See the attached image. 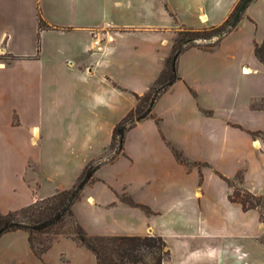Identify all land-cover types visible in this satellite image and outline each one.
<instances>
[{
    "label": "crops",
    "instance_id": "crops-1",
    "mask_svg": "<svg viewBox=\"0 0 264 264\" xmlns=\"http://www.w3.org/2000/svg\"><path fill=\"white\" fill-rule=\"evenodd\" d=\"M130 1L0 0V213L18 211L71 188L88 163L102 160L71 205L84 231L89 236L158 235L169 251L162 264H172L182 251L181 264H202L198 261L214 249L205 240H196L218 228L215 214L222 210L233 219L256 218L264 234L258 210H243L230 201L232 187L219 176L232 179L241 171L240 187L264 199V64L254 56L258 43H253L252 57L237 50L231 55L239 81L228 110L223 105L222 65L213 52L225 34L210 46H187L176 59L178 78L156 98L150 115L124 132L125 136L146 122L152 140L126 152L123 136L121 152L107 160L114 126L135 106L134 94L146 93L157 79L176 31L217 26L238 0H204L191 13L193 25L164 28L173 32L164 41L166 49L156 54L155 41L144 48L148 62L134 64L139 81L132 84L121 74L127 63L118 41L133 30H153L127 23L149 18L154 8L152 0H138L136 7ZM253 2L264 0H251L245 8ZM143 8L150 13H143ZM216 13L221 18L213 22L210 17ZM246 17L254 21L248 10ZM94 35L100 39L98 45L92 44ZM187 54L201 61L185 65L182 59ZM127 89L132 101L126 107ZM176 89L177 95H171ZM167 95L166 112L175 123L171 129L165 123L162 134L155 108ZM190 95L197 99L195 104ZM172 128L180 134L172 133ZM169 144L184 151L188 161L202 163L195 179L190 180L193 169L178 162ZM120 162L127 167L97 184V171ZM144 185L146 190L138 193ZM126 189L130 199L148 211L121 200L118 196ZM159 219L165 223L159 225ZM184 231L198 233L192 240L176 239V244L173 239ZM0 264H96V259L66 235L54 236L37 256L28 232L16 229L0 234Z\"/></svg>",
    "mask_w": 264,
    "mask_h": 264
},
{
    "label": "rangeland",
    "instance_id": "rangeland-1",
    "mask_svg": "<svg viewBox=\"0 0 264 264\" xmlns=\"http://www.w3.org/2000/svg\"><path fill=\"white\" fill-rule=\"evenodd\" d=\"M129 0H127L128 2ZM228 0H223V3ZM204 3V0H152L153 3V11L149 18L146 19H132L127 23L130 27L134 26H150L154 29L150 30H133L127 32L123 38H121L118 43L124 46V57L127 63L125 70L121 72L123 78L127 81V83H133L134 81H139L135 79V72L133 67H135V63H140L141 65L148 62V59L145 55V47L149 45V43L155 41V49H157L156 54L162 53L166 46L164 45V41H169L171 36L173 35L172 31L165 30L164 28H175L180 24L191 23L192 25L195 22V18L191 15L194 8L198 7V4ZM234 5L231 13L229 14V21H231L232 14L234 11ZM128 4H133L134 7L138 5V0H131ZM248 8H245L243 12V16L239 17L235 26L227 32L221 40L213 46V52L216 55L217 60L222 65V79L224 82V102L225 109L232 107L231 100L235 94V89L238 86V77L235 75V70L233 68V60L231 59V55L235 52V50L243 53L245 56L252 57V46L253 43L261 44L264 36V2L262 3H250ZM250 9V10H249ZM250 11L253 14L254 21L250 17H246V11ZM143 13L145 12V8H143ZM173 14V16H171ZM132 15H128L130 18ZM133 17V16H132ZM219 13L214 14L210 17V20L213 22H218L220 19ZM211 26L202 25L200 30H208ZM186 29H178L174 35V39L176 37L182 38L187 36ZM211 33L210 31L202 32V34ZM210 39H197V41L191 44H198L200 46H205L207 43L212 42L216 39L215 35L211 36ZM263 38V39H262ZM262 39V41H261ZM261 41V42H260ZM260 42V43H259ZM4 59H7V56H3ZM182 59L183 63H193L197 64L201 61L200 58L194 56L193 54H187ZM186 61V62H185ZM144 66V65H143ZM194 72V71H192ZM190 72L191 78L195 75V72ZM249 72V71H248ZM246 73V72H244ZM193 86H191L192 88ZM122 88L121 86L119 87ZM97 86L95 87V91H97ZM194 91V87L192 88ZM192 89L189 88V91L193 92ZM186 92H188L186 90ZM196 92V91H195ZM173 93V94H172ZM171 95H177L178 90H174ZM127 99L124 101L125 106H129L131 104V95L129 94L128 89L126 90ZM191 96V95H190ZM192 97V96H191ZM169 96H162L159 98V101L156 104V110L159 112V116L156 115L155 119L158 124L159 130L162 134H164L163 126L166 123L169 126L174 125V121L169 117V114L166 112L169 106ZM192 102L195 104L197 102L196 98L192 97ZM230 106V107H229ZM153 121V119H151ZM155 124V123H154ZM147 126L148 124L143 123L139 126H134L130 130L125 133V147L126 152L128 151H137V147L142 142L151 141V133ZM170 126V129H171ZM157 131V130H156ZM172 133L179 135L176 131V128H172ZM170 150L174 154L175 158L178 162L184 164L187 169L192 168L195 171H190L188 175H190V180L195 179L194 176L197 177V169H202V163L195 162L192 163L188 161L182 152L172 147L169 144ZM111 150V149H110ZM176 154H178L176 156ZM127 165L124 166L123 162L114 163L112 165H107L103 167L101 170L97 171L96 177L98 178L97 184L106 183L107 178L118 175L121 170H124ZM194 167V168H193ZM199 172V177H201V172ZM213 170V169H212ZM219 174L217 171H215ZM241 171H239V175ZM189 180V181H190ZM197 180V178H196ZM233 187L231 191L235 190L236 194L238 193L239 197L244 199L245 196L239 192L240 183L238 177L232 178ZM145 186V185H144ZM130 188V187H129ZM146 190V186L142 188H138V193H143ZM125 194H120L118 197L128 196L132 197V194L128 192V190H123ZM51 204V201L46 199L43 201H38L33 207L27 208L24 210H18L17 212L11 215V219L16 222L23 223L26 225H32L35 221L43 219L44 215H46V206ZM45 210V211H44ZM260 214L262 217H260ZM218 218V228L213 230H207V233H202L196 241L205 240L208 245L213 246L214 253L209 257H203L198 262L202 264H264V238L262 236L261 223H259L254 217H238L234 218L230 216V214L226 211H220L215 214ZM258 220L264 222V199L262 200L259 210H258ZM157 223L161 225L165 223L164 220H158ZM73 229L72 218L69 216H64V218L51 227L43 230L41 232H35L31 230V240L33 245L39 248L41 245L47 243L48 239L53 236L54 232L63 231V232H71ZM193 233L192 235H188L186 231H184L179 238H174V242L177 244V240H192L194 234H197L198 231H190ZM189 232V233H190ZM209 232V233H208ZM88 235V234H87ZM264 235V234H263ZM198 237V236H197ZM262 237V239H261ZM172 240V239H171ZM175 245V244H174ZM203 248V247H202ZM200 248V249H202ZM199 249V248H198ZM182 251V250H180ZM216 252V253H215ZM240 255V256H237ZM182 255L183 251H182ZM182 255L174 256L172 260V264H181L180 260L183 257ZM167 258V257H166Z\"/></svg>",
    "mask_w": 264,
    "mask_h": 264
},
{
    "label": "trees",
    "instance_id": "trees-1",
    "mask_svg": "<svg viewBox=\"0 0 264 264\" xmlns=\"http://www.w3.org/2000/svg\"><path fill=\"white\" fill-rule=\"evenodd\" d=\"M235 6L232 17L237 9L239 3ZM227 17L222 23L217 26H211L208 30L200 29H186V37L173 40L172 48L168 56L164 59L163 68L158 75L153 85L148 91L142 95L134 94L136 99L135 106L128 111L112 130V137L110 142V149L112 154L107 160H112L116 154H119L122 150V142L124 132L131 127L135 122L150 115L152 105L156 98L177 78L176 73V59L180 52L187 46L193 45L191 43L197 41V39H210L212 35L216 36V39L212 43H208L205 46H210L219 40L224 34L229 32L236 24L229 21ZM210 31L211 33L202 34V32ZM254 56L258 61L264 64V39L261 44L254 45ZM178 154H176L177 156ZM103 161L95 163H88L82 170L80 176L71 188L61 190L53 194L52 196L43 200H50L51 204L46 206V215L43 219L35 221L32 225H26L19 223L11 219V215L15 212H8L6 214L0 213V234L16 229H22L28 232V241L33 253L40 256L42 252L48 248L52 239L56 235H66L76 239L80 244L88 248L95 256L96 264H162V261L168 257L169 251L166 247L165 241L158 235H113V236H89L84 231L82 226L74 219L71 212L72 203L78 199L83 186L92 180L93 174L97 167ZM219 176L230 186L233 187L232 179L226 178L219 174ZM236 177L241 181V175L236 173ZM241 192L245 198L239 197L235 190L228 194V199L232 202L238 203L243 210L257 209L259 210L260 204L263 200L261 196L254 195L248 190L240 187ZM121 200L126 201L129 204L140 207L141 209L148 211V208L142 204L134 203L130 197L122 196ZM40 200V201H43ZM38 201L30 204L29 206L20 209L21 211L27 208L33 207ZM19 210V211H20ZM45 211V210H44ZM64 216L72 218L73 229L71 232L57 231L53 233V236L48 239L47 243L41 245L39 248L33 245L31 240V230L35 232H41L51 227L56 222L62 220ZM260 217L261 214H260ZM264 238V235H263Z\"/></svg>",
    "mask_w": 264,
    "mask_h": 264
},
{
    "label": "water",
    "instance_id": "water-1",
    "mask_svg": "<svg viewBox=\"0 0 264 264\" xmlns=\"http://www.w3.org/2000/svg\"><path fill=\"white\" fill-rule=\"evenodd\" d=\"M251 0H242L240 3H239V5H238V7H237V9L235 10V13H234V15H233V17H232V23H235L238 19H239V17H240V15H241V13H242V11H243V9L245 8V6L248 4V2H250Z\"/></svg>",
    "mask_w": 264,
    "mask_h": 264
},
{
    "label": "built area",
    "instance_id": "built-area-1",
    "mask_svg": "<svg viewBox=\"0 0 264 264\" xmlns=\"http://www.w3.org/2000/svg\"><path fill=\"white\" fill-rule=\"evenodd\" d=\"M99 42H100V39L96 35H94L93 36V40H92V44L93 45H98ZM97 48H100V46H97Z\"/></svg>",
    "mask_w": 264,
    "mask_h": 264
}]
</instances>
